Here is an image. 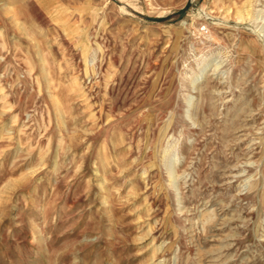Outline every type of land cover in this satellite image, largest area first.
Instances as JSON below:
<instances>
[{
  "label": "rangeland",
  "instance_id": "374dc122",
  "mask_svg": "<svg viewBox=\"0 0 264 264\" xmlns=\"http://www.w3.org/2000/svg\"><path fill=\"white\" fill-rule=\"evenodd\" d=\"M0 264H264V0H0Z\"/></svg>",
  "mask_w": 264,
  "mask_h": 264
},
{
  "label": "bare ground",
  "instance_id": "6f19581e",
  "mask_svg": "<svg viewBox=\"0 0 264 264\" xmlns=\"http://www.w3.org/2000/svg\"><path fill=\"white\" fill-rule=\"evenodd\" d=\"M109 1V0H108ZM249 1V0H248ZM228 7H230V6H228ZM230 9V8H229ZM229 11V10H228ZM260 11V10H259ZM234 13H235V19H237V20H239L240 22H242V21H244L247 17H249V15H250V11L249 10H246L245 11V14H242L241 13V11H238V10H236V11H234ZM254 22V21H253ZM247 47L251 50V51H254V52H262V50L254 43V42H249L248 44H247ZM246 47V48H247ZM242 48V47H241ZM240 48V49H241ZM84 52H85V50H83V55H84ZM203 73V72H202ZM201 76V75H200ZM4 123V122H3ZM18 132V131H17ZM1 134H3V132L1 133Z\"/></svg>",
  "mask_w": 264,
  "mask_h": 264
}]
</instances>
